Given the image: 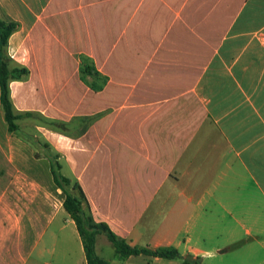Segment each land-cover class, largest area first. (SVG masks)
<instances>
[{
    "label": "crops",
    "instance_id": "obj_1",
    "mask_svg": "<svg viewBox=\"0 0 264 264\" xmlns=\"http://www.w3.org/2000/svg\"><path fill=\"white\" fill-rule=\"evenodd\" d=\"M85 2L0 0V19L17 23L5 51L29 72L9 83L15 113L59 120L32 108V89H44L51 109L78 99V114L59 121L98 115L81 135L49 133L60 148L65 138L93 148L89 158L63 154L93 220L131 247L180 258L119 259L104 235L95 254L107 264H264V0H171L179 26L170 27L167 0L97 1L88 14ZM90 35L107 78L97 92L78 73ZM139 63L142 89L133 90ZM23 147L0 107V155L18 164L0 171V264H86L49 164L38 171Z\"/></svg>",
    "mask_w": 264,
    "mask_h": 264
},
{
    "label": "trees",
    "instance_id": "obj_2",
    "mask_svg": "<svg viewBox=\"0 0 264 264\" xmlns=\"http://www.w3.org/2000/svg\"><path fill=\"white\" fill-rule=\"evenodd\" d=\"M17 23L13 21H4L0 19V107L3 114V120L7 127V132L18 139L28 143L34 150L35 158H39L38 152L44 151L45 158L49 164V172L55 186L62 192L64 199L62 208L74 222L76 231L80 238L86 264H107L99 258L94 251L95 237L104 235L114 248L115 255L119 259H126L130 256L145 255L161 259H179L180 256L174 248H159L153 251L144 248L131 247L126 241L115 235L103 222H95L91 216L89 205L79 184L61 174L62 165L59 161V155L53 154L49 150L47 143L40 142L31 137H27L20 131L17 121L24 119L37 118L40 126L51 128L60 134H66V131L72 127H82L79 134H83L97 117L75 118L70 122L51 120L43 118L40 115H34L31 112L15 113L12 102L9 97V83L19 81L28 75V69L24 66H11V59L6 55L5 47L9 36L15 31ZM79 80L90 90L100 91L107 82V78L102 76L94 67L93 61L85 56H79L78 65ZM193 264L197 262L182 258L183 264Z\"/></svg>",
    "mask_w": 264,
    "mask_h": 264
},
{
    "label": "rangeland",
    "instance_id": "obj_3",
    "mask_svg": "<svg viewBox=\"0 0 264 264\" xmlns=\"http://www.w3.org/2000/svg\"><path fill=\"white\" fill-rule=\"evenodd\" d=\"M44 1L45 0H37L38 5L42 4ZM97 1H104V0H86L85 3L88 6L90 3L93 4L92 7H90V8L88 7V10L86 9V14L95 12V10L99 9V6H94V3H99ZM121 5H123V7H124V3H122ZM172 5L173 4H171V0H167V12H166V19H165V25L167 27L179 26V24L175 18V15L173 14V11H172ZM4 21H9V19H7V20L4 19ZM99 37L100 36H97L98 39H99ZM153 37H157V36H153ZM160 37H162V39L168 38V39H171V41H172L174 38H178L180 36H173V35L164 36V35H161ZM181 37H184V36H181ZM95 42H97L95 39V36H93V35L87 36V43L84 45L85 51H83V52H86L88 54L87 56H89L90 59L92 58L91 59L92 61H93L94 54L97 53L99 55V52H100V48L98 46V43H100V40L96 44H95ZM176 42H180V40L178 39V40H176ZM182 42H184V41H182ZM4 52L10 58L9 54L7 53V50ZM83 52L80 55H83ZM135 54L138 55V53L136 51H135ZM139 54H140V52H139ZM80 55H78V57H77L78 60H79ZM85 56H86V54H85ZM138 58H140V56ZM135 59H137V57ZM93 65H94V63H93ZM74 67H75V65L72 64L70 74H73ZM159 70H160V68L154 67V68H152L151 71H153V73H156V75H157L159 73ZM141 73H142V68H141V65L139 63L138 67H135L133 90H141L142 89ZM68 84L71 87L72 91L77 92L76 86L79 87V84L77 81L68 82ZM121 85L123 86V89H124L125 84H121ZM42 91H44V89L43 90L32 89L30 97H31L33 109L41 110L44 112V114L52 115L53 118H57L59 120H67L70 117L74 116L75 114H78V99L71 98L66 105L54 106L51 109V107L48 105L49 101H47V99L45 98V93L43 94ZM108 113H109V111H108ZM19 123H20V131L23 134H25L27 137L37 139L40 142V144L47 143L49 145L50 152H52L53 154L59 155V161L62 165L61 174L65 177H67V175L68 176L70 175V170L74 169L75 163H73V164L71 163L72 168H70L71 164L68 166L65 163V159L63 157V154L68 159H70L72 161H74L76 159V157H79V156H80V158L84 159L85 157L89 158L90 156L93 155V152H92L93 148L91 146L84 149V146H78L76 141L71 142L67 138H65V140H64L63 148L58 147L56 139L50 138L49 133L54 134L57 137L60 135H63V134H60L59 132H56L55 130H53L51 128H47L48 130H45V128H42L40 126L41 123L39 122V120L37 118L25 119V120L20 121ZM107 124H108V122H107ZM81 128L82 127H79L76 129L70 128V129H68L69 132H68V130L66 131V134L68 136L77 135L79 133V131L81 130ZM89 138H90V136H87L86 139L88 140ZM10 142H11V145L14 147L20 145L19 143H17V141H14L13 139H11ZM29 148L30 149H28V147H23L22 152L24 154L27 152L29 155L32 154V152H33V156H34L35 150L31 146ZM38 155H39V158L34 157L35 159H37L35 161L37 167H35V168L38 171L47 172L48 162H47V159L45 158L44 151L40 150L38 152ZM1 156L2 155H0V171L7 172V171L15 170L16 168H14V167H18V164L17 165L14 164V167H11L7 163L3 162L2 161L3 156L2 157ZM20 164H22L23 166H26L24 163H20ZM28 166H27V168H28ZM5 181H7V180L5 179ZM74 181H76V180L72 179L71 183H73ZM43 187L46 189L47 192L50 193V190L45 185ZM52 196L54 198L55 203L57 201L61 200V195H59L57 193L52 194ZM63 198H64V196L62 195V199Z\"/></svg>",
    "mask_w": 264,
    "mask_h": 264
}]
</instances>
